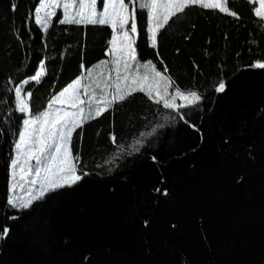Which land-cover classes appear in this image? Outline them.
Listing matches in <instances>:
<instances>
[{"label":"trees","instance_id":"16d2710c","mask_svg":"<svg viewBox=\"0 0 264 264\" xmlns=\"http://www.w3.org/2000/svg\"><path fill=\"white\" fill-rule=\"evenodd\" d=\"M38 3L0 0V233L9 229L0 264H264V69L250 67L264 62V24L253 6L232 0L238 19L190 6L158 34L159 55L138 11V58L204 97L183 110L199 131L178 116L165 122L175 114L135 93L74 134L89 175L17 210L7 205L9 166L25 117L14 88L43 59L48 75L25 92L33 113L46 110L108 59L112 35L108 26L60 24L61 13L45 33L34 21Z\"/></svg>","mask_w":264,"mask_h":264},{"label":"snow or ice","instance_id":"6c2138e0","mask_svg":"<svg viewBox=\"0 0 264 264\" xmlns=\"http://www.w3.org/2000/svg\"><path fill=\"white\" fill-rule=\"evenodd\" d=\"M246 2L253 6L254 15L264 24V0ZM231 4L232 0H103L98 9V0H39L33 16L35 23L45 33L57 17L58 10L62 13V18L58 20L60 24L110 27L112 35L106 55L111 56V60L100 61L93 67L101 69L109 64L112 67L107 70V74L102 70L94 75L93 70L89 69L87 77L81 75L63 88L48 103L47 109L38 114L33 113L30 106L33 93L25 92V86L30 82L37 85L43 82L48 75L45 61L42 59L34 75L23 79L14 88L15 111L25 118L20 130L15 133L17 139L9 166L10 194L7 205L17 210L29 209L46 195L76 185L89 175L81 170L79 155H74V134L82 136L84 124L109 112L135 93H144L164 110L175 114L171 117L164 115L165 122L175 120L178 116L179 120L199 131L186 118L183 110L198 108L204 97L196 90H181L175 86L171 77L166 75V66L161 72L153 61L141 62L138 58L137 39L140 33L137 12H146L150 46L159 55L158 34L173 18H179V14L185 13L190 6H199L219 10L238 19V13L230 10ZM160 62L163 63L162 60ZM250 67L264 69V62L257 61ZM85 79L88 80L87 84L84 83ZM169 89L173 91L170 93ZM225 89V82L221 81L215 91L222 93ZM164 126L163 123L159 125L160 128ZM155 131L153 129L148 135ZM111 139L116 141L114 135ZM136 144L143 147L141 140H137ZM140 147H135L134 151L139 152ZM18 192L24 195H18ZM8 232L9 229L5 227L0 239L6 238Z\"/></svg>","mask_w":264,"mask_h":264},{"label":"rangeland","instance_id":"374dc122","mask_svg":"<svg viewBox=\"0 0 264 264\" xmlns=\"http://www.w3.org/2000/svg\"><path fill=\"white\" fill-rule=\"evenodd\" d=\"M126 2H127V0H126ZM102 3H103V0H98V9L102 6ZM138 6V5H137ZM258 6V5H257ZM131 10V9H130ZM58 13H61L59 10L57 11V14ZM62 14V13H61ZM104 66H102V68L101 69H95L94 67L93 68H91L92 70H93V74L95 75V74H98L100 71H104V68H103ZM112 67V66H111ZM105 72V71H104ZM88 74V73H87ZM105 74H106V72H105ZM113 76H115V73H113ZM85 77H87V75H85ZM84 83L85 84H87L88 83V80L87 79H85L84 80ZM98 92H99V90H97ZM173 91V89H169V92L171 93ZM179 102V101H178ZM18 195H24V193L23 192H18L17 193Z\"/></svg>","mask_w":264,"mask_h":264},{"label":"crops","instance_id":"0c3cea01","mask_svg":"<svg viewBox=\"0 0 264 264\" xmlns=\"http://www.w3.org/2000/svg\"><path fill=\"white\" fill-rule=\"evenodd\" d=\"M108 56H109V55H108ZM107 60L110 61V60H111V56H109ZM103 68H104V71H105L106 74H107V70L111 68V64H109L106 68H105V67H103ZM113 73H114V72H113ZM113 73H112V75H113Z\"/></svg>","mask_w":264,"mask_h":264}]
</instances>
